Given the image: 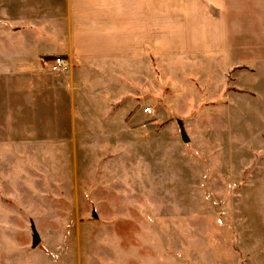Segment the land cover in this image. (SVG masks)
Instances as JSON below:
<instances>
[{"label": "rangeland", "instance_id": "rangeland-1", "mask_svg": "<svg viewBox=\"0 0 264 264\" xmlns=\"http://www.w3.org/2000/svg\"><path fill=\"white\" fill-rule=\"evenodd\" d=\"M211 70L151 62L114 139L91 123L50 155L8 126L0 264H264V93H220ZM248 74L246 90L264 92Z\"/></svg>", "mask_w": 264, "mask_h": 264}, {"label": "crops", "instance_id": "crops-1", "mask_svg": "<svg viewBox=\"0 0 264 264\" xmlns=\"http://www.w3.org/2000/svg\"><path fill=\"white\" fill-rule=\"evenodd\" d=\"M56 55L72 61L68 75L49 71ZM201 61L220 93H264L245 88L249 71L256 83L264 76V0H0V158L11 125L50 155L85 140L91 123L112 139L133 111L135 79L149 85L151 62ZM168 103L157 111L169 114Z\"/></svg>", "mask_w": 264, "mask_h": 264}, {"label": "built area", "instance_id": "built-area-1", "mask_svg": "<svg viewBox=\"0 0 264 264\" xmlns=\"http://www.w3.org/2000/svg\"><path fill=\"white\" fill-rule=\"evenodd\" d=\"M72 67V61L68 57L56 55L48 61V69L56 75L65 76L68 75ZM153 109L150 105L143 107L142 113L145 115H151Z\"/></svg>", "mask_w": 264, "mask_h": 264}, {"label": "water", "instance_id": "water-1", "mask_svg": "<svg viewBox=\"0 0 264 264\" xmlns=\"http://www.w3.org/2000/svg\"><path fill=\"white\" fill-rule=\"evenodd\" d=\"M181 136H182L183 140H185V134H184L183 130H181ZM94 215H95V214H94ZM30 228H31L32 238H33L32 241H31V244H32V246L34 247V246H36V245L38 244V242L40 241V237H39V234H38V232H37V230H36V228H35L34 223L31 222V224H30Z\"/></svg>", "mask_w": 264, "mask_h": 264}]
</instances>
